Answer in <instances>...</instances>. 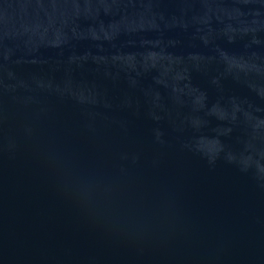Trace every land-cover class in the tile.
<instances>
[{
	"label": "water",
	"instance_id": "95a60500",
	"mask_svg": "<svg viewBox=\"0 0 264 264\" xmlns=\"http://www.w3.org/2000/svg\"><path fill=\"white\" fill-rule=\"evenodd\" d=\"M0 264H264V0H0Z\"/></svg>",
	"mask_w": 264,
	"mask_h": 264
}]
</instances>
